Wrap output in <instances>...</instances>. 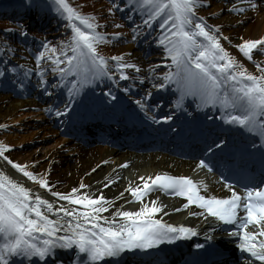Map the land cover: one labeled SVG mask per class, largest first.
I'll list each match as a JSON object with an SVG mask.
<instances>
[{
	"label": "snow or ice",
	"instance_id": "6c2138e0",
	"mask_svg": "<svg viewBox=\"0 0 264 264\" xmlns=\"http://www.w3.org/2000/svg\"><path fill=\"white\" fill-rule=\"evenodd\" d=\"M20 2L29 9L54 11L66 21L71 34L59 44L41 41L39 50L32 53L34 68L24 64L12 65L9 54L16 49L9 40L2 41L0 78L9 72L19 78L22 69L25 79L37 75L36 86L49 96L58 95V88L66 89V98L54 102V106L48 109L56 116L70 115L82 102L85 90L105 80L116 83L117 79H138L143 82L150 76L156 81L153 84L155 89H175L171 107L186 111V101L191 98L198 109H218L220 119L226 125L254 134L259 148L254 143L251 150H259L264 155V60L255 55L264 56V34L258 38H241L234 45L258 70L254 72L225 47L224 41L229 37L223 33L222 25L209 23L204 16L198 15L199 8L207 6L209 0H122L130 10L128 18L132 19V15L140 18L132 39L142 32L150 35L155 23L161 29L156 43L163 45L165 55L170 57V62L163 61L168 65L167 71L156 72L152 65H148V73L141 75L140 65L124 54L111 57L101 54L99 45L108 42L109 34L100 30L102 25L95 14H84L69 0ZM257 9L264 10V0H235L227 10L243 14ZM3 31L18 32L23 37L28 35L22 23ZM111 36L119 38L121 33H112ZM128 69H132L134 75H130ZM49 74L56 78L51 86ZM19 87L23 89L25 83L21 82ZM123 91L129 92L130 87ZM105 92L106 104L117 100L111 88L106 87ZM151 96L152 92L146 90L135 104L154 122L172 121L173 115L151 114L159 106L148 102ZM220 146L227 147V142L217 137L207 151L214 155V150L219 151ZM12 148L13 145L0 141V158L57 199L49 200L39 191L33 192L24 183L0 171V264H49L50 259L55 260L57 250L72 249L75 252L70 264H108L109 260H119L126 251L155 249L162 244H173L199 235L195 227L167 223L157 217L163 206L155 199L144 202L148 193L157 189L186 198L184 208L196 205L204 209V212L191 214H210L216 219L217 228L235 225L228 238H239L242 264H264V181L256 182L255 187H245L242 195L222 175L220 179L224 180V187L229 188L231 194L221 197L205 194L202 189L206 190L208 185L203 181L161 172L139 177L142 184L128 186L127 190L135 201L141 202V207L135 211L115 208L108 216L103 213L113 207L112 198L102 193L94 195L81 191L88 188L83 182L67 192L53 190L49 173L28 170L25 164L6 154ZM199 165L209 171L213 167L207 158L200 159ZM109 184H113L112 179L103 186ZM61 200L67 204L60 203ZM249 225H254L257 230H248ZM213 231L209 229L204 233L205 243L194 244L197 252L184 264H213L211 257L220 255L219 252L201 258L202 253L213 247ZM55 264L66 262L55 260Z\"/></svg>",
	"mask_w": 264,
	"mask_h": 264
},
{
	"label": "bare ground",
	"instance_id": "6f19581e",
	"mask_svg": "<svg viewBox=\"0 0 264 264\" xmlns=\"http://www.w3.org/2000/svg\"><path fill=\"white\" fill-rule=\"evenodd\" d=\"M234 2L235 0H209L207 6L199 8L198 15L204 16L209 23L221 24L223 33L229 37L228 41H224L225 47H228L249 70L258 72L254 65L238 52L234 45L239 43L241 38H258L259 35L264 34V10L257 9L256 11H247L243 14L229 12L227 9ZM130 40L133 41L132 38ZM132 47L133 44L130 43L124 52L129 51ZM157 50L160 51L158 48ZM138 51L140 53L143 50ZM147 51L146 49L145 52L129 57V60L140 65L141 75L148 73V65H152L156 71V67L160 68V66L165 64L160 62L159 59H169L167 56H160L162 54H156V50H151V52H155V54L149 53L151 58H153L151 61L154 63L152 64L149 62L148 57L145 56ZM12 54L18 57L19 64L32 68L30 65L32 59L28 50L18 48ZM255 55L256 58L264 60V56H261L260 53ZM37 79L38 77L35 74L27 79L20 77L17 81H14V87L16 86L19 94L14 96L8 94L0 97V128L5 127V121L7 120L16 125V129L12 133L10 132L3 136L2 142L11 145L37 143V148L35 149L28 150L25 147H20L21 149L18 151L7 155L17 162L25 164L28 170L49 173L48 178L53 185V190L67 192L73 186H78L83 182L88 185V188L81 189V191L90 192L94 195L102 193L104 196L112 198L113 207H109L108 211L103 213V215L110 216L115 208H128L127 210L135 211V209L141 207V202H136L127 190L130 184H142L141 180L138 179L139 177H147L161 172L187 175L189 174V169L194 166V161L180 160L164 153L135 154L127 151H115L103 145L82 146L71 137L63 138L61 131L53 126L54 120L58 116L55 115L54 117L52 114L55 112L48 109L54 102L64 100L67 93L58 88L56 89L58 95L50 96L48 101L46 100V103H44L33 91L29 95V89L27 90L28 86L31 83H36ZM134 80L137 81L135 85L144 83L150 87V85L155 83L150 76L143 82L138 79ZM21 82L25 83L23 89L19 87ZM38 90L45 92L46 95L48 94L43 89L39 88ZM89 98L90 96L84 93L81 103L92 106L93 101ZM77 110L76 106V110L70 114L73 117L72 119L70 118L73 122H75L76 116L80 115ZM63 115L66 116L65 114ZM72 129L79 132L80 125L72 124ZM125 161H127L126 166ZM4 164V161L0 159V171L6 173L4 168L8 166ZM57 166H61V169L57 177L53 178L52 174L54 171L52 170ZM195 170L202 173L198 169ZM12 173L13 175L10 176L33 189V192L39 191L41 195L44 193L51 195L48 190L41 188L35 182L24 177L18 170L14 169ZM129 174H131L130 177L128 176ZM117 177H119L118 180ZM108 179H112L113 184L104 187L103 185L107 183ZM224 189L225 187L222 184L216 183L214 184V194L212 195L222 194ZM51 198L53 201L57 199L52 195ZM153 199L163 206L157 217L167 223L193 226L192 224L195 221L205 219L199 215H192L191 213H200L201 211L191 205L188 208H184L183 205L186 202L182 199L165 198L159 196L158 193L150 192L144 198V202L150 203ZM125 200L128 203H125ZM60 203L67 204L63 200ZM129 206H132V209ZM173 209L176 210L173 211ZM249 228L250 231L257 230L254 225Z\"/></svg>",
	"mask_w": 264,
	"mask_h": 264
},
{
	"label": "rangeland",
	"instance_id": "374dc122",
	"mask_svg": "<svg viewBox=\"0 0 264 264\" xmlns=\"http://www.w3.org/2000/svg\"><path fill=\"white\" fill-rule=\"evenodd\" d=\"M76 1V2H75ZM117 0H74V5L76 8H78L81 12H83L84 14H95L96 17L98 18V20L101 22V31H104L106 33L109 34V38L111 41H108L107 43L101 44L99 46H101L102 49H105L106 52L110 53V54H124L125 57L127 59H129V57L140 54L138 51V42L142 39V37L144 36L145 32H142L141 34L136 36V40H133V47L132 49H130L127 52H124V50H126V47L130 45V41H129V36L132 35L135 29V26L138 25V23H140V21H138V23H132L131 27H127L126 24L124 23V21H122L118 15L117 12L115 11V8L113 6L114 2ZM70 2V1H69ZM0 3H2V1L0 0ZM71 3V2H70ZM111 4L112 7L110 5ZM126 8H128L127 4L125 6ZM112 8L113 11L109 12L108 9ZM56 14V17L58 18V21L54 22L52 28H49L47 33L45 34L46 38L45 40H47L50 43L53 44H59V41L62 39H66L68 35L71 34V31L69 28L66 27V21L61 18L57 13H55L53 11L52 15ZM58 15V16H57ZM55 20V19H54ZM4 19H0V38L2 37V32L4 29H10V28H14V25H9V24H5L3 23ZM153 32L154 35L153 37H156V35L158 34L157 39L159 38V33L161 32L158 27L157 24H153ZM119 32L121 33V36L119 38L113 37L111 36L112 33H116ZM48 34H53L52 37L48 36ZM149 39V38H148ZM7 40V37L5 36L3 38V41ZM153 40V39H152ZM1 41V39H0ZM148 41V40H147ZM150 42V41H148ZM2 43V41H1ZM3 44H1L2 46ZM151 45H155L158 46L159 44L156 43V40H154L153 42H151ZM162 55L160 56H166L164 52L160 53ZM148 57L149 62L150 63H154L153 61H151L153 58ZM161 60V59H160ZM163 61H169L170 62V57L169 59L166 60H162ZM165 65H167L165 63ZM168 66V65H167ZM162 70H160L159 72H165L168 70V67L166 66H162ZM128 70H132V69H128ZM7 94H0L1 96H5ZM16 129V125L12 124L11 122H9L8 120L5 121V127L0 128V141H2L3 136L7 135V133H12L13 130ZM15 144L13 145L12 150L6 152V154H13V152L18 151L20 149V147L24 146L26 149L28 150H32L37 148V143H28V144ZM2 161H4L2 158H0ZM9 167L4 168V171H6V174L8 175H12L13 173L11 171H13L11 165H9L6 161L5 164ZM1 167V165H0ZM61 166H57L54 168V173L52 174L53 178L57 177V174L59 173V170ZM6 169V170H5ZM131 174H129L128 176L130 177ZM132 209V206H129ZM125 210H127L128 208H124ZM137 210V209H135Z\"/></svg>",
	"mask_w": 264,
	"mask_h": 264
}]
</instances>
